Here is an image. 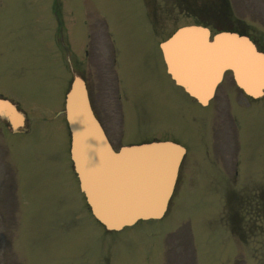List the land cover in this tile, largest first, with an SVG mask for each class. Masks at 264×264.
I'll return each mask as SVG.
<instances>
[{
	"label": "rangeland",
	"instance_id": "obj_1",
	"mask_svg": "<svg viewBox=\"0 0 264 264\" xmlns=\"http://www.w3.org/2000/svg\"><path fill=\"white\" fill-rule=\"evenodd\" d=\"M149 2L152 6L147 8L146 22L154 23L159 39L186 22V12L176 7V0ZM262 2L264 0L258 3L257 0H232V11L257 30L261 28L260 40L264 42ZM143 7L142 0H0V94L15 100L26 111L29 122H33L30 134L8 136L12 141L9 148L4 142L8 132L0 122V212L8 211L7 216L0 215V251L11 240L10 235L14 236L13 226L16 227L18 219V254L14 264H161L163 235L184 221L188 223L179 228L177 234H184L189 224L199 251L198 264H222L236 249L229 237L222 239V233H218L222 192L227 182L216 170L212 172L215 181H209L211 166L204 157V150L209 142L207 130L217 135L223 129L229 130L233 122L238 125L242 120L243 105L236 106L229 100L230 91L235 92L237 98L240 93L233 87L220 88L209 105L201 107L174 86L167 75L168 86L164 91L165 84L159 74H155L147 88L127 86L133 102L127 103V115L124 111L119 132L122 91L117 87L116 92V82L111 77L114 70L110 66L113 60L116 59V63L119 60V50L114 48L116 38L127 42L121 54L126 65L136 54L130 53L134 44L138 42L135 50L145 48L144 40L149 39L146 31H152V26L144 23ZM146 50V64L162 68L159 50L151 40ZM69 53L71 61H75L74 69L80 68L91 82L88 83L91 100L98 110L103 103L107 111L100 117L105 123L109 120V139L116 148L123 143L151 139L176 140L187 147L190 158L180 167L182 173L185 171V179H177L167 213L160 220L107 232L90 215L76 179H71L68 185L61 177L57 184L49 178L53 165L60 166V161L66 162V158L71 165L68 154L60 160L67 128L63 117H58L62 114L55 113L63 109L62 98L71 79ZM96 65L107 68H96ZM97 75V80L103 79L105 84L95 83ZM55 118L52 123H43ZM236 133L233 128L229 135L231 141ZM243 135L239 134L244 146L237 155L236 177L228 184L238 190L259 183L264 194V113L249 120ZM239 137L237 145L241 143ZM16 139L24 143H16ZM66 140L68 148V136ZM234 141L236 143V139ZM211 144L216 146L214 138ZM237 145L232 148V155ZM58 147L61 149L59 160L55 157L52 164L47 152L56 151ZM38 148L41 155H36ZM221 148L222 152L216 150L215 157L221 159L229 174L228 146ZM201 162L205 165L199 166ZM13 175L21 187L17 190V210L12 194ZM229 199L235 210L237 194L232 192ZM4 201L7 203L2 206ZM259 227L257 239H252L245 249L240 247L238 261L245 259L242 255L245 251L246 257L249 255L255 264L264 263V220ZM4 251L10 254L11 250L6 247ZM0 264H10L1 252Z\"/></svg>",
	"mask_w": 264,
	"mask_h": 264
},
{
	"label": "water",
	"instance_id": "obj_2",
	"mask_svg": "<svg viewBox=\"0 0 264 264\" xmlns=\"http://www.w3.org/2000/svg\"><path fill=\"white\" fill-rule=\"evenodd\" d=\"M189 35L200 39L199 51L179 48L172 53L171 47ZM221 43L225 44L223 48L219 46ZM160 46L169 68L174 65L189 68L190 59L198 55L200 63L197 61L195 68L216 71L215 77L201 87L184 84L203 103L211 96L215 82L226 68L232 70L237 83L246 91L250 92L251 81L253 94H259L264 87V55L246 36L221 32L209 40L207 28L190 26L178 29ZM231 53L240 59L236 60ZM251 76L260 81L251 80ZM65 116L71 136L72 165L94 217L109 230H119L138 219L161 217L184 149L165 141L122 146L115 152L91 110L79 76L73 77L66 94ZM0 118L12 131L23 130L24 114L8 100L0 99Z\"/></svg>",
	"mask_w": 264,
	"mask_h": 264
},
{
	"label": "bare ground",
	"instance_id": "obj_3",
	"mask_svg": "<svg viewBox=\"0 0 264 264\" xmlns=\"http://www.w3.org/2000/svg\"><path fill=\"white\" fill-rule=\"evenodd\" d=\"M230 53L228 52V55ZM230 56V55H229ZM231 56L233 58H235L236 60L240 59L238 58L237 56H235L234 54L231 53ZM199 59V56L197 55L196 57L193 56L191 59H190V64H189V69H191L190 71H187V77H188V80L187 81H192V79H195V82L194 84V87H200L202 86L203 83L211 80L212 78L215 77L216 75V71L214 72H211V71H205V68H196V69H193L196 67V62L198 61V63H200V59ZM202 70L203 73L202 74H199V71ZM255 74V73H254ZM257 74V73H256ZM251 80H254L256 82L260 81V79L254 77V76H251ZM202 89V88H201Z\"/></svg>",
	"mask_w": 264,
	"mask_h": 264
},
{
	"label": "flooded vegetation",
	"instance_id": "obj_4",
	"mask_svg": "<svg viewBox=\"0 0 264 264\" xmlns=\"http://www.w3.org/2000/svg\"><path fill=\"white\" fill-rule=\"evenodd\" d=\"M102 105H103V104H100L101 107H102ZM101 110L104 111V112H106V111L104 110V108H102ZM102 111H99V112H98V110H96L95 113H96L97 117H99V115H100V116L103 115V112H102ZM99 120H100V122L102 123V121H101L100 118H99Z\"/></svg>",
	"mask_w": 264,
	"mask_h": 264
}]
</instances>
